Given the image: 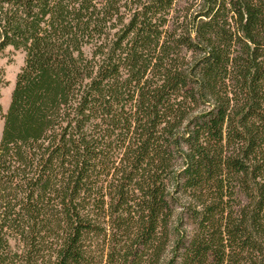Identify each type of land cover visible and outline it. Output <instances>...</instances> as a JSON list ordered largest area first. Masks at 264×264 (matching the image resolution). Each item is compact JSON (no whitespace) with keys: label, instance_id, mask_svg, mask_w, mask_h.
I'll return each mask as SVG.
<instances>
[{"label":"trees","instance_id":"1","mask_svg":"<svg viewBox=\"0 0 264 264\" xmlns=\"http://www.w3.org/2000/svg\"><path fill=\"white\" fill-rule=\"evenodd\" d=\"M8 47L0 264H264V0H0Z\"/></svg>","mask_w":264,"mask_h":264},{"label":"rangeland","instance_id":"2","mask_svg":"<svg viewBox=\"0 0 264 264\" xmlns=\"http://www.w3.org/2000/svg\"><path fill=\"white\" fill-rule=\"evenodd\" d=\"M24 53L14 50L12 47L5 49L0 56V68L3 72V82L0 86V106L4 112L8 106L10 93L12 91L16 74L23 64ZM2 128V117L0 116V133Z\"/></svg>","mask_w":264,"mask_h":264}]
</instances>
